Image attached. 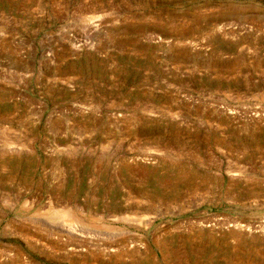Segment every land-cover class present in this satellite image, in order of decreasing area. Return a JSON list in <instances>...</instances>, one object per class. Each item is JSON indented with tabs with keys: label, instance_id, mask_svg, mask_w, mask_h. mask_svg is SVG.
I'll return each instance as SVG.
<instances>
[{
	"label": "rangeland",
	"instance_id": "rangeland-1",
	"mask_svg": "<svg viewBox=\"0 0 264 264\" xmlns=\"http://www.w3.org/2000/svg\"><path fill=\"white\" fill-rule=\"evenodd\" d=\"M0 264H264V0H0Z\"/></svg>",
	"mask_w": 264,
	"mask_h": 264
},
{
	"label": "bare ground",
	"instance_id": "bare-ground-1",
	"mask_svg": "<svg viewBox=\"0 0 264 264\" xmlns=\"http://www.w3.org/2000/svg\"><path fill=\"white\" fill-rule=\"evenodd\" d=\"M13 148H14V147H13ZM54 212H56V211H54ZM59 212H60V211H59ZM67 213H68V212H67ZM57 214H58V213H57ZM60 214H62V212H61ZM64 214H65V213H64ZM132 214H133V213H132ZM132 214H131V215H132ZM65 216H66V215H65ZM58 217H59V216H58ZM128 217H129V216H128ZM130 217H131V216H130ZM130 217H129V218H130ZM135 217H136V216H135ZM122 218H123V217H122ZM127 219H128V218H127ZM133 219H134V218H133ZM137 219H138V218H137ZM59 222H60V221H59ZM61 222H62V221H61ZM62 223H63V222H62ZM72 223H73V222H72ZM58 225H59V224H58ZM61 225H64V224H61ZM65 225H66V224H65ZM43 226H44V225H43ZM67 226H68V225H67ZM67 226H65V227H67ZM70 226H71V225H70ZM63 227H64V226H63ZM63 227H62V230H65L66 228L64 227V229H63ZM73 227H74V226H73ZM68 228H69V227H68ZM68 228H67V229H68ZM74 228H75V227H74ZM59 229H61V228L59 227ZM70 229H72V226L69 228V230H70ZM76 229H77V228H75V230H76ZM54 230H55V229H54ZM54 230H53V231H54ZM69 230H67L68 233H69ZM73 230H74V229H73ZM70 231H71V230H70ZM76 231H77V230H76ZM61 232H62V231H61ZM73 232H74V231H73ZM73 232H72V234H74V236H75V232H74V233H73ZM44 233H45V232H44ZM69 234H71V233H69ZM81 234H82V233H81ZM81 237H82V236H81Z\"/></svg>",
	"mask_w": 264,
	"mask_h": 264
}]
</instances>
